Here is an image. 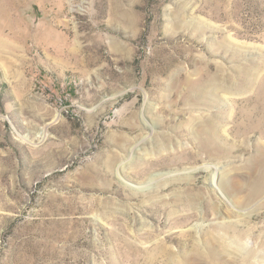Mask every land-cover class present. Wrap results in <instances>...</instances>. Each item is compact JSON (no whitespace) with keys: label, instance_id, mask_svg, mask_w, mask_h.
I'll use <instances>...</instances> for the list:
<instances>
[{"label":"rangeland","instance_id":"1","mask_svg":"<svg viewBox=\"0 0 264 264\" xmlns=\"http://www.w3.org/2000/svg\"><path fill=\"white\" fill-rule=\"evenodd\" d=\"M219 233L264 264V0H0V264Z\"/></svg>","mask_w":264,"mask_h":264},{"label":"bare ground","instance_id":"2","mask_svg":"<svg viewBox=\"0 0 264 264\" xmlns=\"http://www.w3.org/2000/svg\"><path fill=\"white\" fill-rule=\"evenodd\" d=\"M222 238L225 236V234H218L215 236V239L218 243H220ZM208 244V252L204 253L201 252L200 250H197V254L206 259H210L213 264H222V260L226 257L232 259L235 263H242V264H257L255 261H252V258L256 255V250L255 249H248L244 251L241 248H224V245H222L223 248H215V244L209 243Z\"/></svg>","mask_w":264,"mask_h":264}]
</instances>
